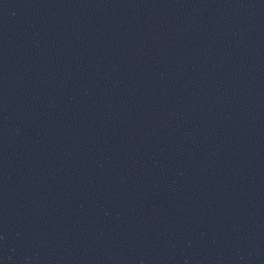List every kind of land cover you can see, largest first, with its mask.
<instances>
[{
  "label": "water",
  "instance_id": "95a60500",
  "mask_svg": "<svg viewBox=\"0 0 264 264\" xmlns=\"http://www.w3.org/2000/svg\"><path fill=\"white\" fill-rule=\"evenodd\" d=\"M0 264H264V0H0Z\"/></svg>",
  "mask_w": 264,
  "mask_h": 264
}]
</instances>
